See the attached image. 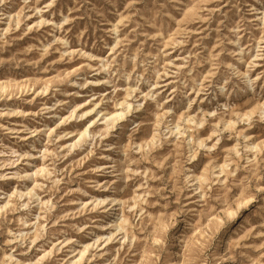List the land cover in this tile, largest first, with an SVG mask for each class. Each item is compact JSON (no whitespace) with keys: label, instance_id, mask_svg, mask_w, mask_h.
Wrapping results in <instances>:
<instances>
[{"label":"rangeland","instance_id":"1","mask_svg":"<svg viewBox=\"0 0 264 264\" xmlns=\"http://www.w3.org/2000/svg\"><path fill=\"white\" fill-rule=\"evenodd\" d=\"M0 264H264V0H0Z\"/></svg>","mask_w":264,"mask_h":264}]
</instances>
